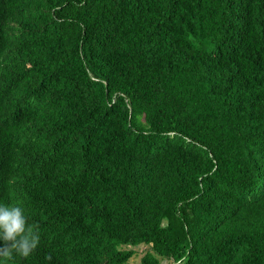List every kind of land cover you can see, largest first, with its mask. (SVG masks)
Wrapping results in <instances>:
<instances>
[{"label": "trees", "instance_id": "1", "mask_svg": "<svg viewBox=\"0 0 264 264\" xmlns=\"http://www.w3.org/2000/svg\"><path fill=\"white\" fill-rule=\"evenodd\" d=\"M0 204V264H264V0H0Z\"/></svg>", "mask_w": 264, "mask_h": 264}, {"label": "clouds", "instance_id": "2", "mask_svg": "<svg viewBox=\"0 0 264 264\" xmlns=\"http://www.w3.org/2000/svg\"><path fill=\"white\" fill-rule=\"evenodd\" d=\"M38 229L39 225L28 223L22 207L0 204V258L29 257L40 245Z\"/></svg>", "mask_w": 264, "mask_h": 264}, {"label": "rangeland", "instance_id": "3", "mask_svg": "<svg viewBox=\"0 0 264 264\" xmlns=\"http://www.w3.org/2000/svg\"><path fill=\"white\" fill-rule=\"evenodd\" d=\"M136 249L138 250V255L137 256L135 255V258L133 260L135 262H139L145 247L143 245H139L138 247H136Z\"/></svg>", "mask_w": 264, "mask_h": 264}]
</instances>
